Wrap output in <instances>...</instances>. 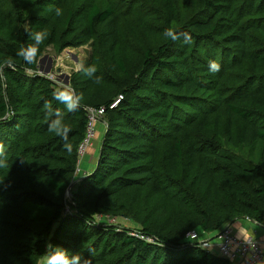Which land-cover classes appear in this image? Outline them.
Wrapping results in <instances>:
<instances>
[{
	"label": "trees",
	"instance_id": "trees-1",
	"mask_svg": "<svg viewBox=\"0 0 264 264\" xmlns=\"http://www.w3.org/2000/svg\"><path fill=\"white\" fill-rule=\"evenodd\" d=\"M154 1L162 9L166 25L172 27L178 18L175 0ZM13 2L17 5L16 0ZM126 5L124 13L132 2ZM232 6L231 2H208L211 15L195 22L192 29L200 33L218 30L223 38L234 36L238 62L246 61L251 70L264 67V56L249 53L246 46L248 28L264 32L262 23L256 19L243 23L245 14L235 15ZM53 8L44 6L41 10L52 12ZM119 10L118 4H92L83 16L82 30L90 42L99 27H106L100 41L108 49L111 71L116 75L127 72ZM224 16H229V22L219 28ZM54 20L59 18L53 13L47 18L18 11L20 42L0 39V56L11 60L4 68L0 92V142L6 146L10 166L0 169V264H40L48 243L79 252L92 264H231L219 252L216 255L205 249L203 244L207 243L201 242L199 232L219 238L226 227L233 229L245 218L264 225V75L248 74L241 84L220 89L221 93L230 89L228 102L223 104L229 116L226 138L227 146L238 153L219 151L215 142L197 140L189 130L198 126L208 136L213 135L211 129L218 135L221 132L220 118L209 114L211 107L215 108L209 95L218 90V72L209 71V62L214 60L199 53L193 35H189L191 44L166 38V48L148 50L144 67L149 69L141 73L137 86L115 95L108 91L99 69L95 74L100 77L98 83L88 76L81 82L70 79V87L82 100L77 111L68 112L53 97V92L64 85L38 75L47 40L40 45L35 64L17 55L22 46L32 43L30 32L46 28L49 33ZM74 22L75 14L69 12L62 25L71 30ZM2 24L7 29V19L2 18ZM139 24L146 34L151 33L143 17ZM227 61L230 63L229 57ZM27 69L35 74L28 75ZM152 71L154 76L146 85ZM133 90L139 92L134 94ZM121 96L118 106L110 109ZM45 102L62 112L69 124L71 153L63 148L60 137L48 131L54 117L47 114ZM180 106L197 112L183 114ZM101 108L106 111L94 129L103 123L107 131L93 164L89 152L81 156L80 147L88 135V110ZM182 115L194 119L187 122L191 127L184 125L182 129L177 124L176 130L172 126L161 129ZM166 130L173 132L166 134ZM211 158L224 167H214ZM87 165L92 170L77 181L79 170ZM166 171L189 185L190 196L176 191L178 185H171ZM145 196L153 208L143 227L118 229L100 220L131 198L140 201ZM191 232L199 239H189Z\"/></svg>",
	"mask_w": 264,
	"mask_h": 264
},
{
	"label": "rangeland",
	"instance_id": "rangeland-1",
	"mask_svg": "<svg viewBox=\"0 0 264 264\" xmlns=\"http://www.w3.org/2000/svg\"><path fill=\"white\" fill-rule=\"evenodd\" d=\"M222 1L223 5H227L228 2L233 4L232 12L235 15L245 14L243 23L249 24L251 20L256 19L262 23L264 29V0H175V4L178 11L177 22L171 27L173 28L179 39H183L182 34L187 33L193 35L195 39V45L198 46L199 53L202 56L211 55L212 59L220 64V71H218V90L209 95L211 99L210 103H214L215 108L210 109V116L215 119L219 117L221 125L220 134H216L213 129L211 132L213 135L208 136L207 133L201 132L198 126L194 129L189 128L190 123L193 122L191 116L182 115L177 116L175 119H171L169 125L163 128L174 127V130L178 129L177 124L182 129L186 127L198 138L197 140H208L209 142H215L219 147V151L226 153H238V150H232L227 146L226 138V124L229 116L225 113L223 104L227 103L230 97V89L220 92L221 88H231L244 82V78L248 75H264V67L260 66L257 70H251L250 65L244 61L238 62L240 55L237 50V43H233L234 36L230 38L220 37L218 30H207L203 33L197 32L192 29V25L195 22L206 20L212 13L208 8V2H214L218 4ZM132 2L131 8L128 13H124L126 4ZM17 5H14L13 0H0V39H4L10 43L20 42V23L18 21V11L23 15H44L47 18L55 16L54 8L60 7L63 10V15L58 17L59 21L54 20L51 23V29L45 46L43 47V64L44 70L52 67V72L49 74L50 79L58 83V85L65 86V80L70 76V79H75L78 82L87 78V75L83 72L82 68L88 67L90 63H95L97 69L102 71L104 78L108 83V91H111L112 95L117 94L121 89L133 88L137 86V81L140 78L142 72H146L149 68H145V54L148 50L156 51L159 48H166L167 39L164 37L161 31L162 27L169 28L165 22V15L162 9L155 4L154 0H16ZM110 4H118L120 6L118 18H119V30L122 42L125 46V53L127 55V72L121 75H116L111 71L110 59L108 49L101 44L102 36L106 32V27H99V31L94 39L90 42H86V38L82 34L84 28L83 16L86 9L92 4H98L104 6ZM17 6V7H16ZM44 6H54L52 12H44L41 10ZM69 12L75 14V22L71 30H66L65 25L62 22L66 19ZM251 12V13H250ZM250 13V14H248ZM148 24L151 29V33L146 34L141 25L139 19L142 18ZM2 18L7 19V29L3 27ZM222 22V26L219 28H225L229 22V16ZM215 24L216 21H215ZM257 27V26H256ZM248 52L251 54H258L264 56V32L262 30H256L254 28H248V39L246 41ZM67 44H74L76 47H67ZM181 47V43L178 45ZM178 49H175L177 52ZM197 53L198 55H201ZM122 54V53H121ZM123 55V54H122ZM228 57L230 63H228ZM233 61H236L234 64ZM11 60L6 57L0 56V92L3 91V84L1 83V77H3L4 68L10 65ZM82 66V67H81ZM146 69V70H145ZM60 70V72H59ZM151 70V69H150ZM149 70V71H150ZM150 77L145 79V84L148 85L149 79L153 78L154 71H152ZM205 72H209L206 70ZM203 71L200 74L205 73ZM28 75H34L35 72L27 69ZM39 74H43L40 71ZM258 84V81L256 85ZM70 86V85H69ZM134 91L137 94L139 91ZM222 103V104H221ZM223 105V107H220ZM201 109L199 105L196 107ZM250 108H252L250 106ZM207 109V108H206ZM179 110L184 114H196V109H187L184 106H180ZM200 111V110H199ZM186 117H189L187 120ZM190 121V123H187ZM173 124V125H172ZM234 124L238 128V123L234 120ZM184 125H187L186 127ZM106 126L103 123H98L95 130L96 134L92 140V143L87 148L88 154H92L91 162L97 163L98 151L101 149V145L106 134ZM173 130H166V134H171ZM97 136V137H96ZM238 137V134H237ZM90 154V155H91ZM213 166L216 168L224 167L223 163L218 159L211 158ZM84 161V160H83ZM166 176L170 179L171 185H178L176 191L189 193V185L182 183L180 180H176L171 177L169 172H165ZM80 172L76 178L77 181L83 179V175ZM187 190V191H186ZM69 195V194H68ZM153 208L147 196L142 200L131 198L125 205H122L116 211L110 213L108 216L100 217V220L116 226L118 229H129L143 227L146 220L149 218L150 212ZM192 224V223H191ZM199 232V231H198ZM201 242H204L203 238L206 234L201 232ZM218 240V239H217ZM217 240L214 238V244H217ZM203 244V243H202ZM205 249H211L212 247L204 246ZM214 250V248H212ZM215 252H219L215 249Z\"/></svg>",
	"mask_w": 264,
	"mask_h": 264
},
{
	"label": "clouds",
	"instance_id": "clouds-1",
	"mask_svg": "<svg viewBox=\"0 0 264 264\" xmlns=\"http://www.w3.org/2000/svg\"><path fill=\"white\" fill-rule=\"evenodd\" d=\"M54 13L55 16L60 17L63 15V10L60 7H56L54 8ZM163 35L171 40L179 38L177 32L171 27L165 29ZM29 36L32 43L22 46L18 50L17 55L22 57L26 63L35 64L40 54V45L48 39L49 33L46 28H43L30 32ZM182 36L185 44H191V37L187 33H183ZM82 70L90 79L94 78V82L98 83L100 81V77L95 75L97 72L95 64L82 68ZM209 71L212 73L220 71V64L216 61H210ZM53 97L59 103L64 104L68 112L77 111L82 100V96L74 88L67 85L57 88L53 92ZM44 109L50 117H54L50 120L48 131L60 137L64 141L63 148L71 153L72 144L69 141L71 128L65 121L63 113L58 109L53 110L52 105L48 102H45ZM9 167L6 146L0 142V169H8ZM40 264H92V262L90 259L83 258L79 252H71L59 245L48 243L45 252L40 257Z\"/></svg>",
	"mask_w": 264,
	"mask_h": 264
},
{
	"label": "built area",
	"instance_id": "built-area-1",
	"mask_svg": "<svg viewBox=\"0 0 264 264\" xmlns=\"http://www.w3.org/2000/svg\"><path fill=\"white\" fill-rule=\"evenodd\" d=\"M122 99V96L118 98L116 102L111 105L110 109L116 108ZM105 111V108H101L100 110H88L90 123L87 138L80 147L81 156L87 152V148L92 143L96 133L94 129L95 123L101 119ZM133 235L143 240H150L139 234ZM187 236L191 240L199 239V235L196 232H191ZM218 240V250L220 255L228 259L231 264H264V246L257 238L240 237L232 228L226 227L221 231Z\"/></svg>",
	"mask_w": 264,
	"mask_h": 264
},
{
	"label": "crops",
	"instance_id": "crops-1",
	"mask_svg": "<svg viewBox=\"0 0 264 264\" xmlns=\"http://www.w3.org/2000/svg\"><path fill=\"white\" fill-rule=\"evenodd\" d=\"M91 156L93 155L91 154ZM91 170H92V167L87 165L85 168L82 167L81 173L83 176H85V174L89 173ZM79 173H80V170H79ZM233 229L235 233H237L240 237H255L258 240H260L262 245L264 246V225L257 224L248 219H241L234 224ZM213 238L215 240L218 239L216 234L207 233L206 236L203 238V240L204 242L207 243L206 244L207 247L214 248V250H212V248L208 250L211 251L213 254L218 255L219 253L215 252V249L218 250L217 248H218L219 240H217V244H214V241H212Z\"/></svg>",
	"mask_w": 264,
	"mask_h": 264
},
{
	"label": "water",
	"instance_id": "water-1",
	"mask_svg": "<svg viewBox=\"0 0 264 264\" xmlns=\"http://www.w3.org/2000/svg\"><path fill=\"white\" fill-rule=\"evenodd\" d=\"M43 61H44V59L42 58V59L40 60V62H39V65H40V71L43 73L44 76H49V74H51V72H52V67H50V68L44 70L43 67H42ZM59 72H60V70H59ZM65 85H67V86L70 85V76L66 78V80H65ZM69 190H71V188H70ZM245 219L250 220L249 218H245ZM251 221H252V220H251ZM252 222H254V221H252Z\"/></svg>",
	"mask_w": 264,
	"mask_h": 264
}]
</instances>
